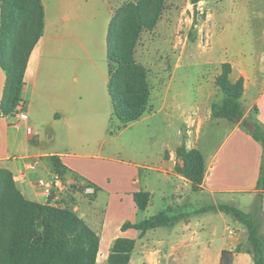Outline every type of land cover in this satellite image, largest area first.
<instances>
[{
	"label": "crops",
	"instance_id": "1",
	"mask_svg": "<svg viewBox=\"0 0 264 264\" xmlns=\"http://www.w3.org/2000/svg\"><path fill=\"white\" fill-rule=\"evenodd\" d=\"M41 1L45 12L43 37L30 57L23 102L13 115L5 116L1 111L6 75L0 65V169L12 173L27 200L41 204H45V198L35 180L48 178L57 168L68 178L93 186L96 193L91 199L103 200V209L90 200L87 203L89 197L81 192L74 195L71 206L100 237L98 261L101 255L108 258L118 238H128L136 240L130 264H221L224 251L234 252L233 264H254L247 251H238L245 231L243 224L233 247L215 250L212 240L202 237L208 224L199 220L205 213H195L204 206L199 205L203 201H212L214 206L227 202L235 205L236 197L242 199L251 213L262 194L264 215V189L258 187L264 148L243 126V121L249 119L264 128V67L254 66L246 54L228 61L233 67L231 80L236 82L241 77L245 80L242 104L248 105L239 122L225 119L231 129L217 151L207 152L200 146L204 126L211 122L217 127L221 125L220 119L212 117V106L207 109V101L186 104L185 108L183 103L176 102L171 110L164 100L159 111L165 117L174 118L168 114L169 110L185 117V142L174 147L166 144L156 163L150 157L141 163L126 162L120 158L124 156L123 147L107 144L114 139L108 35L119 7L113 0ZM220 73L217 72L215 82ZM206 82L207 79L202 81L200 91L208 100ZM260 111L256 121L254 112ZM22 113L27 115L26 120L20 119ZM144 116L129 126L143 121ZM228 144L219 160L221 150ZM182 145L189 150L197 149L204 156L206 172L199 191H194L192 183L176 172V167L182 165L176 150ZM113 150H118L120 157ZM157 191L162 198H168L169 208L186 217L174 228H158L144 235L134 229L123 231L125 223L145 220ZM139 192L151 195L145 211H139L134 200ZM189 208L193 216L183 213ZM246 240L249 247V236Z\"/></svg>",
	"mask_w": 264,
	"mask_h": 264
},
{
	"label": "trees",
	"instance_id": "2",
	"mask_svg": "<svg viewBox=\"0 0 264 264\" xmlns=\"http://www.w3.org/2000/svg\"><path fill=\"white\" fill-rule=\"evenodd\" d=\"M198 6L201 0H192ZM166 0H137L122 7L111 21L108 35L110 63L109 93L114 121L121 128L139 121L150 110L152 94L149 71L137 63L135 49L145 31L153 30L165 9ZM0 65L6 75L1 111L13 115L23 102L25 73L30 57L44 32L45 12L41 0H0ZM233 67L225 62L216 78L223 94L220 103L212 105L214 119L237 123L244 118L242 98L244 78L231 80ZM255 141L264 148V128L244 120ZM120 129V128H119ZM182 165L176 172L199 191L204 182L206 164L197 149L182 145L176 150ZM56 172L65 175L61 168ZM264 189V154L258 183ZM139 211H145L151 201L147 192L134 195ZM224 212L243 224L249 236V253L254 264H264V237L260 233L262 194L251 213L219 205L201 209L195 214ZM171 208L138 223H125L123 231L134 229L141 235L158 228H174L186 216L173 214ZM100 237L70 208L53 207L27 200L17 187L13 175L0 169V264H98ZM136 240L118 238L108 256L109 264H130ZM240 252V251H239ZM234 252L224 251L221 264H233Z\"/></svg>",
	"mask_w": 264,
	"mask_h": 264
},
{
	"label": "rangeland",
	"instance_id": "3",
	"mask_svg": "<svg viewBox=\"0 0 264 264\" xmlns=\"http://www.w3.org/2000/svg\"><path fill=\"white\" fill-rule=\"evenodd\" d=\"M136 1L113 0L116 7H119L116 12ZM242 54L248 55L254 66L264 67V0H201L196 7L192 0H166L165 9L157 26L153 30L143 32L135 49L137 63L144 65L149 71L152 89L150 111L145 114L143 121L129 126L124 132H121L123 130L121 123L114 121L111 127L114 139L113 141L109 139L108 146L114 144L123 147L122 157L118 155V150L113 151L126 162L141 163L143 159L150 157L156 163L159 153H164L166 144L174 147L177 143L185 142V117L171 112L176 102L183 103L185 108L186 104L195 105L207 101V109L214 103H220L223 94L217 88L214 78L218 71L221 72L223 64L221 62L242 58ZM206 79L210 95L208 100L200 91L203 87L202 81ZM164 100H167L166 105L171 107L168 114L174 116L173 119L170 116L165 117V113L159 111ZM243 105V110H246L248 103ZM258 115H261V111L254 112L253 117L256 121ZM219 122L220 127L211 122L203 128L200 146L207 152L217 151L231 129L225 119H220ZM229 146L230 144L221 150L219 160ZM78 192L86 198L89 197L83 191L72 188L69 194L58 199L60 208L73 210L71 205L74 195ZM161 195L160 192H156L154 203L144 219L170 207L168 198H162ZM92 197H89L87 203L90 200L98 209L105 207L103 200L91 199ZM226 199L229 201V197ZM242 203V199L236 197L235 205L232 202H227L226 205L248 213L246 204ZM199 205H204L201 209L214 206L212 201H203ZM183 213L192 215L190 208ZM173 214L179 215L180 212L175 211ZM259 216L260 233L264 237V215ZM199 221L208 224V228L202 232V237L212 240L213 249H230L237 243L241 223L232 216L207 212ZM247 237L245 227L242 245L238 251L249 250ZM103 250L105 251V248H102ZM98 264H109L108 258L105 259V256L101 255Z\"/></svg>",
	"mask_w": 264,
	"mask_h": 264
},
{
	"label": "built area",
	"instance_id": "4",
	"mask_svg": "<svg viewBox=\"0 0 264 264\" xmlns=\"http://www.w3.org/2000/svg\"><path fill=\"white\" fill-rule=\"evenodd\" d=\"M21 120H26L27 115L22 113L20 115ZM35 186L45 198V204L53 207H60L57 202L60 196L69 194L72 188H77L83 191L87 196H94L96 190L93 186L83 184L81 181L68 178L66 175H62L58 172L52 173L46 179L35 180Z\"/></svg>",
	"mask_w": 264,
	"mask_h": 264
}]
</instances>
